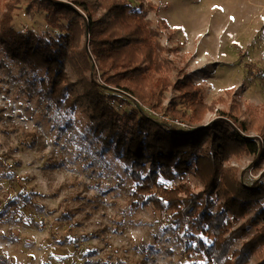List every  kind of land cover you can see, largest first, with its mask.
I'll return each mask as SVG.
<instances>
[{
	"label": "rangeland",
	"instance_id": "rangeland-1",
	"mask_svg": "<svg viewBox=\"0 0 264 264\" xmlns=\"http://www.w3.org/2000/svg\"><path fill=\"white\" fill-rule=\"evenodd\" d=\"M147 1L158 8L148 19L160 45L179 51L164 57L172 67L170 79L187 76L201 85L204 101L215 103L214 111L198 124L173 118L172 106L184 110L173 89L158 110L143 106L107 87L91 57L89 80L100 84L105 98L126 102L108 99L117 113L135 110L185 133L205 128L217 111L235 103L241 110L248 105L264 112V0ZM19 4L12 21L15 31L45 38L59 34L47 26L44 12L29 15L27 1ZM180 54L186 55L184 62ZM9 59L0 43V264H204L202 255H182L176 236L184 229L171 224L169 212L159 213L150 204L131 205L133 183L112 150L103 151L93 140L86 106L72 113L57 110L40 93L38 80L44 73L23 72ZM66 72L74 81L68 67ZM220 98L226 103H217ZM245 135L257 139L254 132ZM225 166L236 168L245 186L264 183L260 156H232ZM186 181L195 193L202 191L194 174ZM166 183L172 187L178 179ZM24 195L43 210L10 204ZM33 221L37 227L30 225ZM254 233L249 228L231 251ZM249 264H255V257Z\"/></svg>",
	"mask_w": 264,
	"mask_h": 264
},
{
	"label": "trees",
	"instance_id": "trees-1",
	"mask_svg": "<svg viewBox=\"0 0 264 264\" xmlns=\"http://www.w3.org/2000/svg\"><path fill=\"white\" fill-rule=\"evenodd\" d=\"M22 1L0 0V43L9 60L23 72L44 73L38 80L40 93L57 110L72 113L86 106L93 140L103 151L112 150L133 183L131 205L150 204L159 213L169 212L171 224L184 229L176 236L182 255H202L204 264H249L252 257L255 264H264V183L245 186L238 181L237 169L225 166L232 156L243 154L264 159V112L248 105L241 110L235 103L227 111H217L210 125L185 133L135 110L119 114L108 99L126 102L105 98L100 84L87 76L91 57L107 87L143 106L158 110L165 93L173 89L184 106L170 108L173 118L198 124L214 111L215 103L204 101L201 85L187 76L170 79L172 67L164 57L179 51L157 40L158 31L148 19L157 6L147 0H25L27 14L44 12L47 26L59 32L45 38L14 30L13 15ZM179 56L184 62L186 55ZM218 102L226 103L222 98ZM248 132L257 135L256 141L246 137ZM190 173L202 191L195 193L190 187ZM175 179L176 185L167 186ZM18 203L43 210L26 195L10 204ZM30 225L37 227L34 221ZM249 228L254 235L231 251Z\"/></svg>",
	"mask_w": 264,
	"mask_h": 264
}]
</instances>
